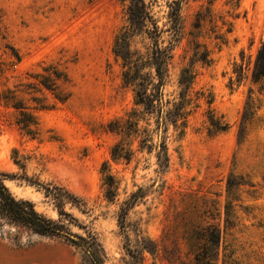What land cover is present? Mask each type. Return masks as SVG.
I'll list each match as a JSON object with an SVG mask.
<instances>
[{"label":"rangeland","instance_id":"rangeland-1","mask_svg":"<svg viewBox=\"0 0 264 264\" xmlns=\"http://www.w3.org/2000/svg\"><path fill=\"white\" fill-rule=\"evenodd\" d=\"M146 1L166 30L178 0ZM180 7L181 37L161 104L150 111L113 52L128 22L125 4L0 0V172L16 199L79 238L0 217V262L6 245L31 250L32 264L41 256L44 264H189L193 232L214 224L224 232L220 262L227 253L232 264H264V80H252L264 0ZM199 46L210 63L194 60ZM152 47L147 34L134 36L133 58L146 62ZM49 64L68 76L54 90L40 84ZM189 66L195 78L184 88ZM142 70L156 76L151 66ZM250 96L254 114L243 128ZM183 98L185 118L164 121ZM210 112L226 130L210 133Z\"/></svg>","mask_w":264,"mask_h":264},{"label":"trees","instance_id":"trees-1","mask_svg":"<svg viewBox=\"0 0 264 264\" xmlns=\"http://www.w3.org/2000/svg\"><path fill=\"white\" fill-rule=\"evenodd\" d=\"M126 5L128 22L125 27L116 35L113 52L116 57L123 61V78L125 83L136 86L137 102L149 108L151 111L156 103L161 104L163 98V87L165 85L166 72L170 59L172 58L173 49L176 43L180 40L182 31V22L180 15V4L184 0H178L177 7L168 16L167 29H161L156 19L153 18L152 8L146 0H119ZM172 8V5H170ZM164 32H169L166 39L167 45L161 46V38ZM145 33L151 38L153 47L147 61L143 63L142 59H134L131 49L132 38L138 34ZM196 61L210 63L209 51L204 48L195 53ZM145 66H151L155 69L156 76L151 77L148 73L143 72ZM192 67V65H191ZM190 66L183 69L180 77V85L189 88L195 78V74ZM44 73L39 74L40 84L45 88L54 90L56 80L60 77L67 80L66 72H59L57 67L52 64L47 65L43 69ZM158 79L155 83L154 79ZM252 80L254 83H260L264 80V42L258 49L254 65L252 69ZM184 95V91H181ZM187 100L183 98L180 103H175L174 106L166 113L165 120L171 121L178 126V122L185 118L186 110L185 103ZM211 103V100H209ZM254 99L250 96L246 104L242 119V126L245 127L254 114ZM161 113V111H160ZM210 133L215 134L227 129V124L221 122L210 112ZM119 145H115L113 154H117ZM4 174L0 172V217L7 218L9 221L23 225L36 233L43 235H55L58 230H62V225L56 221L47 218L39 213L35 205L30 200L16 199L8 187L4 183ZM107 183L112 185V177L106 178ZM239 184H242L239 182ZM231 179L228 183L229 193L232 186ZM110 197L115 194L109 189ZM231 201L227 203L226 214L229 216V206ZM229 220V219H228ZM58 235V234H57ZM224 239V232L216 225L209 224L196 229L191 236V251L194 254V260L189 264H232V260L227 253L220 262V247ZM77 243L79 241H73ZM97 264L96 261H94Z\"/></svg>","mask_w":264,"mask_h":264},{"label":"crops","instance_id":"crops-1","mask_svg":"<svg viewBox=\"0 0 264 264\" xmlns=\"http://www.w3.org/2000/svg\"><path fill=\"white\" fill-rule=\"evenodd\" d=\"M4 250L6 255L1 258L0 264H32V253L28 248H11L5 245ZM37 264H44L42 256L38 258Z\"/></svg>","mask_w":264,"mask_h":264},{"label":"water","instance_id":"water-1","mask_svg":"<svg viewBox=\"0 0 264 264\" xmlns=\"http://www.w3.org/2000/svg\"><path fill=\"white\" fill-rule=\"evenodd\" d=\"M57 234L59 236H63V237H66V238H70V239H72L74 241H79L78 236H76L75 234H72V233H70L68 231H65V230H58L57 231Z\"/></svg>","mask_w":264,"mask_h":264}]
</instances>
